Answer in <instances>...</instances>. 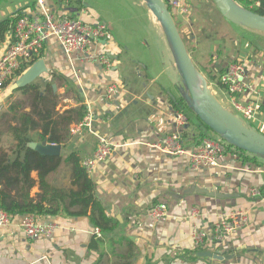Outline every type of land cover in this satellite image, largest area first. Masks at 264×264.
<instances>
[{
	"label": "crops",
	"instance_id": "1",
	"mask_svg": "<svg viewBox=\"0 0 264 264\" xmlns=\"http://www.w3.org/2000/svg\"><path fill=\"white\" fill-rule=\"evenodd\" d=\"M37 1L0 0V22L20 11L24 15L36 13ZM65 1L67 6H60L58 0H47V6L58 17L69 16L109 27V37L98 45L97 52L109 56L114 66L106 69L96 62L69 57L60 41L50 38L41 52L47 73L35 83L52 85L59 95L58 112L83 103L93 118L90 128L76 135L70 133V142L62 147V155L78 152L84 160L97 148L99 137L116 146L113 156L90 174L95 197L110 222L109 230H99L91 210L87 215L62 212L36 217L39 223L53 224L56 229L52 236L30 239L20 229L23 218L19 217L10 227H0V264H264V195L251 196L253 188L264 190V157L227 151L220 167L196 172L190 168L188 155L170 156L150 147L177 130L178 111L171 96L176 100L183 98L182 78L174 67L168 42L134 41L129 32L122 41L115 36L113 23L101 19L104 0H71L82 4L73 5L72 9L69 0ZM189 2L193 13L194 3ZM125 3L121 0L113 8L123 9ZM146 11L149 22H153L152 13ZM179 18L187 25L193 22L192 15ZM223 39L215 38L207 46V67L196 51L198 69L220 78L231 63L244 62L249 89L243 102L258 103L260 112L256 121L246 119L249 125L245 124L264 133V56L254 53L246 40ZM12 41V32L5 34L0 42V59ZM172 59L174 62L170 63ZM165 64L175 69L167 82ZM215 88L217 98L218 94L222 97L219 101L234 113L225 88ZM110 89L115 93L111 94ZM11 94L9 88L0 89V115L19 95L11 98ZM193 122L188 121L180 129L187 148L200 145L205 139L203 134L219 137L208 133L200 121ZM5 137L3 145L8 147L12 139ZM33 177L37 180V173ZM70 177V168L63 165L50 176V182L57 187H70ZM195 187L223 196L199 193ZM40 193L36 185L32 196ZM159 204L168 206V215L154 222L150 210ZM194 209L200 214L191 217ZM234 211L247 212L248 225L222 241H215L213 233L220 214ZM194 228L207 234L200 246L195 244Z\"/></svg>",
	"mask_w": 264,
	"mask_h": 264
},
{
	"label": "trees",
	"instance_id": "2",
	"mask_svg": "<svg viewBox=\"0 0 264 264\" xmlns=\"http://www.w3.org/2000/svg\"><path fill=\"white\" fill-rule=\"evenodd\" d=\"M235 1L242 7L264 16V0ZM68 4L70 9L73 5L82 7L81 3L74 4L71 0ZM169 8L172 11L170 6ZM22 16L24 13L20 11L13 18L0 22V42L5 34H13L15 25ZM242 28L238 39L248 41L254 53L264 56V33L241 26ZM39 60L36 59L31 66ZM27 68L19 73V77ZM219 79V75L209 76L215 87L225 88ZM11 84L6 83L4 87L9 88ZM15 94H21L20 98L12 101L7 111L0 115V209L12 220L27 216H57L62 212L69 215H87L91 210L93 222L99 230H109L110 222L105 218L104 209L95 197V183L83 167L80 154L72 152L60 157L43 156L28 147L30 142L46 141L48 144L66 148L71 138V127L83 122L88 115L86 105L82 103L63 113L58 112L59 95L54 92L51 84L43 86L33 83L12 93L11 98ZM174 100L175 110L184 114L189 122L200 121L184 97ZM200 124L208 133H213L201 121ZM5 136L12 139L8 147L3 145ZM202 137L210 138L206 134ZM226 144L227 151L249 154ZM63 165L70 168V187H57L50 182V176L58 172ZM34 173H37V180L33 177ZM36 185H39L41 193L33 197L32 190ZM72 208L76 211H71Z\"/></svg>",
	"mask_w": 264,
	"mask_h": 264
},
{
	"label": "built area",
	"instance_id": "3",
	"mask_svg": "<svg viewBox=\"0 0 264 264\" xmlns=\"http://www.w3.org/2000/svg\"><path fill=\"white\" fill-rule=\"evenodd\" d=\"M164 1L179 17H186L192 12L189 0ZM37 9V12L32 15L22 16L15 25L13 41L0 59V89L4 88L6 83H13L18 79L19 73L24 68L31 67L36 59H41L43 46L50 38H57L69 57H75L83 62H96L106 69L114 66L109 56L97 52L98 45L110 34L106 24H91L69 16L58 17L49 10L47 0H38ZM247 76V66L238 60L227 67L219 80L225 86V91L235 111L245 119L256 121L260 115L259 104L253 101L243 102L249 89ZM110 93H115L114 89H110ZM175 120L177 130L162 136L149 146L170 156L188 155L192 171L198 172L220 167L227 153V145L223 140L220 137L205 138L197 147L187 148L183 144L180 129L188 124V119L178 112L175 114ZM92 124L93 118L88 115L83 122L71 129V133L76 135L84 128H90ZM115 150V145L99 137L97 148L91 156L83 160L82 165L90 175L99 164L112 157ZM263 195L264 190L256 188L251 190V196L254 198ZM199 214V210L194 209L191 217ZM167 215L168 206L165 204L156 205L150 210V217L154 222L161 221ZM248 222L249 215L245 211L221 213L214 228L213 238L215 241H222L225 236L242 230ZM12 223V218L0 209V227H10ZM19 227L30 239L52 236L56 229L53 224L39 223L34 216L24 217ZM97 233L100 235L98 230ZM193 236L198 246L202 245L207 238V234L197 228H194Z\"/></svg>",
	"mask_w": 264,
	"mask_h": 264
},
{
	"label": "water",
	"instance_id": "4",
	"mask_svg": "<svg viewBox=\"0 0 264 264\" xmlns=\"http://www.w3.org/2000/svg\"><path fill=\"white\" fill-rule=\"evenodd\" d=\"M148 10L159 23L168 41L177 70L182 78V96L198 119L226 143L256 156L264 157V133L245 124L236 114L227 109L210 87L207 77L193 62L184 38L178 28L173 12L164 0H145ZM221 15L233 24L264 33V16L252 12L235 0H214ZM117 68H114V70ZM47 73L45 61L40 59L29 67L10 86V93L23 89ZM175 99L173 96H171ZM28 147L43 156L60 157L61 145L30 142ZM199 193L222 197L220 193L195 187ZM207 256H211L208 254Z\"/></svg>",
	"mask_w": 264,
	"mask_h": 264
},
{
	"label": "rangeland",
	"instance_id": "5",
	"mask_svg": "<svg viewBox=\"0 0 264 264\" xmlns=\"http://www.w3.org/2000/svg\"><path fill=\"white\" fill-rule=\"evenodd\" d=\"M120 1L121 0H104V2L109 4L103 3L104 5H101L102 7L100 10L102 21L105 22L111 21L113 23L115 27V36L118 39L125 41L126 32H129V34L133 36L134 41L149 42V41L162 40L165 43L168 42L162 31V28L160 27L159 23L155 20L154 16H151L153 17L152 20L153 22H149L147 18L148 11H146L148 10V8L146 6L145 0H124L126 1V3L123 9L121 7L117 9L113 8L116 5V3H119ZM191 1L194 3L193 6L194 12L193 13L191 12L192 14L189 15L187 14L186 17L190 18V16L192 15L193 22L189 21L187 25L186 24L187 21H185V23L179 21L180 18L175 11L173 15L177 22L178 28L182 34V37L184 38V40L186 39L185 42L187 44V48L189 52H191L190 55L192 54L193 50H195L193 56L191 55L194 64L198 68L195 56L197 53H199L201 60L203 62L202 65L204 67H207L210 60V58L206 55V53L209 50V47L207 46L213 43V40H215V38H225L223 39L224 42L226 40H229L231 37H236L238 39L239 37L238 33L243 31V28L241 29V26L233 24L230 21L226 20L221 15L214 0H191ZM58 4L60 6H64L67 4V1L58 0ZM125 44L126 42H124V45ZM203 46L205 48H203ZM165 49H168L166 44H165ZM173 62L174 60L172 59L170 63ZM173 71H175V69L170 64L169 65L165 64V82L168 81L167 77ZM203 74L207 77L210 87L215 92L216 88L214 87L211 80H209L208 78L209 73L208 74L203 73ZM166 85H169V83H166ZM19 95L21 96V94ZM19 95H17L18 96L17 99L20 98ZM218 98L219 99L222 98L221 94H218ZM234 113L238 115L246 124L249 123L242 115L236 113L235 111ZM4 141H7L6 137H4ZM224 144L226 143L224 142Z\"/></svg>",
	"mask_w": 264,
	"mask_h": 264
}]
</instances>
